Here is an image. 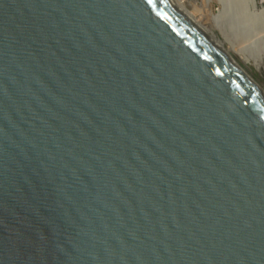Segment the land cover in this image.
I'll list each match as a JSON object with an SVG mask.
<instances>
[{
	"label": "water",
	"instance_id": "1",
	"mask_svg": "<svg viewBox=\"0 0 264 264\" xmlns=\"http://www.w3.org/2000/svg\"><path fill=\"white\" fill-rule=\"evenodd\" d=\"M255 87L172 0H0V264H264Z\"/></svg>",
	"mask_w": 264,
	"mask_h": 264
},
{
	"label": "rangeland",
	"instance_id": "2",
	"mask_svg": "<svg viewBox=\"0 0 264 264\" xmlns=\"http://www.w3.org/2000/svg\"><path fill=\"white\" fill-rule=\"evenodd\" d=\"M195 2V3H194ZM256 4L259 5V3L263 4L264 0H255ZM228 4V9H223V4L221 0H189L188 2H184L183 6L185 9H187L190 12H193V14L196 12L195 16L198 18L199 22L202 25L206 26L212 34L222 41L224 46L229 47V54L231 55L232 59L237 62L243 71L249 75L257 84L261 86V88L264 90V57L260 59V67H256L253 65L252 60L245 50L241 48V46L236 42L234 39L233 32L231 30V22L230 17L234 14V16H237V23L238 28L240 25H242L245 29V31L249 32L251 34L250 39L248 42L250 44L254 45L253 49L256 50V40L257 36H254V28L255 27V21L252 19V14L249 13L250 9L248 7V15L247 19L243 17L244 13L241 9V6L235 5L234 0H231L229 2L224 3L225 7ZM231 8V10H229ZM201 9V12L198 10ZM204 10V11H203ZM209 10V12H208ZM229 10V11H228ZM218 12V13H217ZM222 12V14H221ZM228 15V20L226 27H223V21L220 24L219 28L212 26L211 18L216 16L217 14L220 15L221 20L225 21V14ZM201 15V16H200ZM201 17V18H200ZM241 31V27L239 28ZM261 41L264 42V33L260 34ZM231 51V52H230Z\"/></svg>",
	"mask_w": 264,
	"mask_h": 264
},
{
	"label": "bare ground",
	"instance_id": "3",
	"mask_svg": "<svg viewBox=\"0 0 264 264\" xmlns=\"http://www.w3.org/2000/svg\"><path fill=\"white\" fill-rule=\"evenodd\" d=\"M172 1L215 44V46L224 53L225 56L229 57V59L235 65H237V67L240 68L242 71L244 70V69H242L240 67V65L237 62H235L232 59L231 55L229 54V47L228 46H224L222 41L219 40L218 38H216L212 34V32H210L208 30L209 27L207 28L206 26L202 25L201 23L203 21L201 23L199 22L198 18L196 17L197 15L195 16L196 12L193 14V12H190L187 9H185L184 6H183V3H184L183 0H172ZM229 1H231V0H227V2H229ZM221 2L223 4V6H224L223 9H225V10L228 9V4H227L226 7L224 5L226 0H221ZM234 4L238 5V6H241V9L243 10V13H244L243 17L246 18V19H247V15H248V7L250 9L249 13L252 14L251 15L252 19H253V21H255V25H256L255 27H252V28H254V36L255 35L257 36L256 37L257 38V40H256V42H257L256 43V50L253 49L254 45H252V44H250V42H248V40L251 37V34L249 32H247V31H245V29H244V27L242 25H240L242 30L241 31L239 30L240 27L238 28L239 25L237 23V16L235 17L234 14H233L230 17L231 18L230 19V22H231L230 26H231V30H232L233 35H234V39L241 46V48L243 50L248 52V54H249V56H250V58L252 60L253 65L256 66V67H260V59L262 57H264V42H262L261 38H260V34L264 33V3L261 4V5H257L255 0H234ZM229 10H231V8ZM199 11L201 12V9L198 10L197 13ZM208 12H209V10H208ZM221 14H222V12H221ZM221 14L220 15L217 14L216 16L211 18V21L213 22L212 26L219 28L220 24L223 21V27L224 26L226 27V24L228 23L227 22L228 15H227V13L225 14L226 18H225V21H224V20L220 19ZM245 75L250 80H252L253 84L256 86L255 88H257L258 90L264 92V90L261 88V86L259 84H257L249 75H247L246 73H245Z\"/></svg>",
	"mask_w": 264,
	"mask_h": 264
},
{
	"label": "built area",
	"instance_id": "4",
	"mask_svg": "<svg viewBox=\"0 0 264 264\" xmlns=\"http://www.w3.org/2000/svg\"><path fill=\"white\" fill-rule=\"evenodd\" d=\"M189 0H183V2H188ZM259 5H261V3H259Z\"/></svg>",
	"mask_w": 264,
	"mask_h": 264
}]
</instances>
